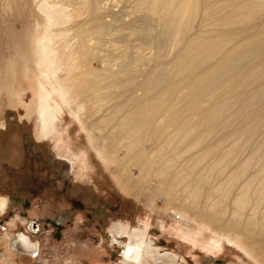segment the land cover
<instances>
[{"label": "bare ground", "instance_id": "bare-ground-1", "mask_svg": "<svg viewBox=\"0 0 264 264\" xmlns=\"http://www.w3.org/2000/svg\"><path fill=\"white\" fill-rule=\"evenodd\" d=\"M58 1L53 2L58 3ZM61 1L59 4L62 3ZM71 1L72 3L78 1L81 6L91 4L88 10L90 17L80 21L81 14L74 12L75 7H72ZM150 1L148 14L152 13L162 21L163 31L160 35L164 33L173 46L181 45L184 39L187 41V48L185 45L176 51V46L174 47L176 53L174 52V57L172 56L171 60H168L169 63H166L167 67L159 62L160 65H155L153 61L155 66L149 64L153 68L143 71L141 75L143 77L139 79L135 77L139 70H143L139 66L146 68L145 63L148 64L153 55L151 58L144 56V49L142 50L141 46H137V50L132 51L135 49L129 45L124 55L114 58L115 54L110 53L112 50L107 45L109 42L112 44V41L107 39L115 34L110 23L104 22V18L108 16L106 13H113L106 7L110 0H68L66 3L71 5L67 6L64 2L66 7L61 5L58 9L49 8L48 0H43L41 9L47 13L49 26L53 29L36 38L35 47H38V54H33L38 55L35 62L37 78L32 81L29 78L27 84L34 98L27 102L24 99L28 94L26 90L7 87L6 89L4 86L6 91L2 90L0 94L12 96L16 103L26 109L25 114L18 113L17 116L19 133L23 132L22 129L29 128L38 144L48 142V147L54 154L66 156L71 161L74 174L82 179H89L82 171L83 168L93 174L99 170L98 165H101L105 172V180L110 181L114 189L117 188L120 193L128 197L129 185L123 181L120 174L110 169L109 164L112 165L120 160L118 151H111L112 143L106 141L112 147L110 151L106 146H102L104 147L102 150L95 151L98 165L96 163L90 165L89 149L92 147L90 141L93 138H87L88 142L84 143L82 139L77 138L79 132L76 134L77 137L70 134V128L73 129L74 124L81 131V127L90 125L97 127L98 132L102 129L105 132L113 127L114 131H120H118L119 135L124 133L125 139L121 136V141L130 143L124 145L126 149L124 156L134 154L141 162L135 166L138 167L139 176L129 174L128 182H131L132 178L142 181L143 185L140 187L144 191L143 195L147 197V203L143 202L145 206L158 208L157 200L162 198L164 207L172 214L174 220L195 224L196 227L210 231L219 240L226 242L229 248H238L248 257L256 260L260 257L264 260V159L259 158L264 156V21L253 27L254 29L245 25L249 18L257 14V9L264 6V2H260L261 0L234 2L231 9L226 11L228 3L233 0H220L219 5L213 4L212 0ZM77 3L73 5L77 6ZM78 8L76 7L75 10L78 11ZM217 12L224 14L217 25L219 23L227 27L236 23L243 25L238 30L234 27L217 33L207 30L201 35L194 32L204 20L215 17ZM147 16L144 18L147 19ZM137 18L136 21H139ZM152 18L140 20H145L146 26L143 30H146L145 35L153 43V48L158 53L155 56L159 58L163 54L164 43L158 39L156 33L154 34L157 29H153ZM100 19L102 22H99ZM52 34L57 36L58 41L53 39ZM243 34L246 36L240 37ZM233 39L234 43H232ZM157 57L156 60H159ZM254 58H258L256 63L253 62ZM98 59L102 64L100 69L95 66V61ZM214 59L217 61L214 62ZM141 62H144V65ZM96 79L99 83L106 80L129 91L127 94L129 109L125 112L120 111L121 113L117 111L119 115L122 114L120 118L116 111L108 112L113 115L107 113L109 117L100 118L94 125L85 117L88 114L91 122L93 121L88 102L98 97L103 89L101 86L98 87ZM163 81L169 82L173 88L184 85L187 88L185 100L189 99L186 104H177L172 100L168 102L166 91L162 90ZM227 83L231 85L226 89ZM129 84H132V87L127 89L126 86ZM3 100L0 98L3 105V108H0V133H2L0 160H19L21 157L17 146L20 147L18 143H22L21 133L16 135V128L9 124L8 119V122L6 121L7 110L4 109ZM206 103H209L208 106ZM66 109L70 113L66 112ZM228 109H234L230 116L226 114ZM196 114L199 117L195 120ZM233 117H236L238 125L229 134L223 133L219 138L216 136V140H209L210 142L206 140L211 134L213 138L212 128L221 131L233 127L236 123H232ZM114 121L115 123H112ZM92 130L94 129L91 128L90 131ZM107 131L106 137L109 138L110 134L114 135V132L110 133L109 130L108 134ZM196 131L199 132L195 134ZM118 133L116 131V135ZM126 137L130 140H126ZM202 140L208 143L201 142ZM144 143L145 145L150 143V148L146 149ZM198 143L203 144L198 151H193L194 153L189 157L184 155L186 157L180 158L183 153L191 150L193 144ZM250 145L252 149L245 158L231 166V163L236 161V155L245 152ZM173 148L175 151L178 149L180 153L174 152L165 159L160 158L164 150L173 152ZM176 157L184 160L179 161ZM132 160L134 161V158ZM153 178L158 181L156 187L152 186ZM100 180L105 181L103 177H100ZM95 188L98 192L104 191L110 195L109 191L103 189V184ZM140 231L123 223L117 226L115 231L121 239L123 234H128L130 242L125 255L133 264L143 261L144 252L157 248L156 242L149 236L150 233ZM13 237L14 235H8L9 240ZM133 243L136 246L132 245Z\"/></svg>", "mask_w": 264, "mask_h": 264}, {"label": "rangeland", "instance_id": "rangeland-1", "mask_svg": "<svg viewBox=\"0 0 264 264\" xmlns=\"http://www.w3.org/2000/svg\"><path fill=\"white\" fill-rule=\"evenodd\" d=\"M53 1L57 2L58 0ZM53 1L48 0L49 8L58 9L59 6L65 5L63 4L64 2H68V0H59L62 2L59 4V1L58 3ZM149 1L150 0H110L106 7L107 10L110 8L113 13L107 12L106 14H108V16L104 18V22L107 24L110 23L113 28V34L117 35L107 39V41H112V44L107 42V45L110 46V50H112L110 53L115 54L114 58L124 55L128 50L127 47L130 46L131 48L133 47L132 49H135H131L132 51H136V47L141 46L142 50L144 49V56H150L151 58V55H153L152 57L155 60L152 58L151 60L149 59L150 62L148 60V64L145 63L147 69L144 66H142L144 68H142L141 65L139 66L143 69L139 70L135 75V77H138L139 79L143 77H141L143 71L145 72L146 70L153 68L155 65H160L159 63H162L161 65L167 67V64L171 60L170 58H172L173 54L175 55L178 48L181 49L185 47V45L187 48L188 46L185 39L181 41L183 42L181 43L183 46L180 44L173 46L170 39L164 35V33L160 35L162 33L161 31H163V26L161 25L162 21L161 18L158 20L156 15H153L152 13L148 14V11L150 10L149 8L151 7V1ZM241 1L243 0H233V2H229L226 11L231 9L232 5L235 3ZM77 2L72 3L71 1L70 3L75 9L76 7H79L78 11L74 9V12H77L79 15L81 14L79 18L80 21H83L90 15L88 10L91 7V4L87 3L86 5L88 6L84 4L81 6L80 2ZM260 2H264V0H261ZM41 3H43V0H0V93L6 91L7 88H17V90H19V88L21 90L24 89V91L26 90V92H28V94L24 96V99L27 100V102H30L34 98L33 94L28 90V79L30 78L32 81L37 78L35 75V73H37L35 62L38 59V55H34L33 53L38 54V47H35V43H37L39 37L53 29L49 26L50 20L47 13L41 9ZM74 3H77L78 5H73ZM212 3L216 5L221 4L220 0H212ZM68 4L66 3L67 6H69ZM202 7H204V5ZM86 15L87 17H84ZM147 15H150L149 17L151 18L155 16L151 20V24L154 26L153 29H157L154 34L156 33L158 39L160 41L162 40L161 42L164 43V49H162L163 54H161L159 58L155 56L156 54L158 55V53L156 52L157 50L153 48V43L145 35L146 30H143L144 26H146L144 21L149 18ZM138 16L143 19L147 16V19H142V21L140 20L141 18H137ZM223 16V13L217 12L215 17H209L208 20H204L201 26L194 29V32L199 35L204 34L207 30H211L212 33H217L220 30H228L233 27L238 30V28L240 29V26L243 25L242 23L232 24V26L228 25L230 27L221 26L220 23V25H217L218 21L221 20ZM159 17L160 16H158V18ZM132 18H135V21H133ZM136 18L139 21H136ZM155 18L158 21H156ZM248 20L245 25L252 27L251 29H254L255 26L263 22L264 6L258 8L257 14ZM99 22H102V20L100 19ZM112 28L110 31H112ZM35 32L38 33L36 34ZM51 36L54 40L58 41L57 36H54L53 34ZM242 36L245 37L246 35L244 36L243 34L240 37ZM46 37L48 38V35H46ZM234 39L232 43H234ZM49 43L50 41L48 39V44ZM148 44L151 45L149 46ZM118 46H120V48H118ZM174 47L176 48V51L174 50ZM155 57L159 60H156ZM258 58H254L253 62L256 63ZM213 61L216 62L217 60L214 59ZM26 62L28 65H26ZM141 63L144 65V62ZM149 64L154 66L151 67ZM8 65L9 67H7ZM95 66L98 69L102 67L99 59L98 61H95ZM12 71L13 73L11 74ZM60 76L63 77V75ZM98 79L100 80L101 78ZM98 79H96L98 87L101 86L105 90L102 89L100 91V97L98 96L93 101L88 102L90 104L89 113L92 116L93 121L91 122V117L88 114V117H85L86 120L90 121H88L89 123H93L94 125L97 124L96 121L100 118L111 114L108 112L116 111L115 113L118 114L117 111L125 112L129 109L127 97L129 91L124 90V88L117 84L114 85L108 83L106 80H102L103 82L100 81L99 83L97 82ZM167 81H163V88H161L166 91L168 102L172 100L177 104H186L189 100H185L187 88L184 85L173 88V86L169 85V82ZM227 85L228 86L225 87L226 89L231 84L227 83ZM3 86L7 88L5 89ZM126 87L129 89L132 87V84H129ZM5 95L0 94V98L1 100L2 98L4 99V109L7 110L5 111L6 121L8 119L10 121L9 124H12L14 129L16 128L15 134L17 135L20 130L17 122L18 113L23 115L25 114L26 109L21 104L19 105L16 103L12 96L7 95V97ZM6 98H8V100H6ZM92 102L94 104H91ZM1 104L2 102L0 103V108H3V105ZM16 104H18V106ZM208 104L209 103H206V106H208ZM233 111L234 109H228L226 113L227 116H230ZM66 112L70 113L68 109H66ZM119 114L118 117L122 115ZM69 116L70 115L67 113V117ZM197 117H199L198 114H196L194 119L196 120ZM116 118L115 120H117ZM231 121L234 124L236 122V117H233ZM112 123H115V121ZM237 125L236 122L233 127L221 129V131L212 128L213 138L211 134V137L206 140L210 142L211 140H216L222 136L223 133L229 134ZM73 126L74 130L70 128V134L74 137L78 134L77 132H79V136L76 137L82 139L84 143L88 142L89 139L87 138H93V142L90 141L92 147L89 149L91 153L90 165H95V163L98 165L95 151L99 149L102 150L105 146L108 147L109 151L112 147V152L113 150L116 152L118 151L117 155L120 160H117L118 162H115L112 165L109 164L111 166L109 167L113 172L120 174L123 181L129 185L130 195L126 197L122 192L120 193L117 188L114 189V186L110 181L108 182L105 180V172H103V168L100 167L101 165H98L99 170L93 174L83 168L82 171L89 179H82V177L80 178V176H76L71 161L66 156L54 154L48 147V142L38 144L33 139L29 128L22 129L21 131L23 132H20L22 143H18L21 148L17 146L21 158L19 160H0V195L3 197L12 196L17 199L15 202L9 204L3 211L0 210V264H133L127 260L125 255V250H127L130 242L128 234H123L121 239L118 238L119 236L115 232L116 227L122 223L129 227L133 226L134 230H141V233H150L149 236L157 244L156 250L152 249L151 251L150 249L148 252H144L143 261L135 264H264V260L260 257H257L256 260V258L244 255L238 250V248H229L226 242L224 243L223 240H219V238L210 231L198 228L195 224H185L184 222H179V220H174L172 214H170L164 207V200L162 198L157 200L159 209L147 205L145 206L143 202L147 203V197H145V194L143 195L144 191L141 190L140 187L143 185L142 181L138 180V178H132L133 180L128 182L130 175L139 176V170H137L138 167L135 168V166L137 163L141 162L137 160L138 157L136 158L134 154L131 155L130 153L128 156H124L126 154L124 145L128 143L127 141H125L126 143L121 141V136L123 137L124 133L119 135V130H116L118 133V135H116V131H114L112 127L111 129H107L108 131L106 130L108 134L109 130L110 133L114 132V135L110 134L108 138L105 136V134H107L105 133L106 131H102L103 129L98 132L97 127L95 128L90 125H85V127H81L82 130L79 131L77 125L73 124ZM108 126L110 127V124ZM91 128L94 130L90 131ZM197 132L199 131H196L195 134H197ZM0 136L2 137V133H0ZM216 136L217 138H215ZM123 139L125 138L123 137ZM126 140L130 139L126 137ZM206 140H202L201 142L204 141L205 143H208ZM106 141L110 144L112 143V147L110 144L106 143ZM129 144L130 143L126 144V146ZM146 144L147 145L144 143V147L146 146V149H149L150 143ZM198 144H193L191 150L183 153L180 158L186 157L184 155L189 157L194 153L193 151H198V148L200 149V146L203 145ZM102 146L104 147L102 148ZM183 146L184 145H182V148ZM194 147L195 149H193ZM251 149L252 145L248 146L245 152L243 151L237 154L235 158L236 161L231 163V166H234L236 162L242 158L244 159ZM176 151H178V149ZM176 151L174 148L173 152L164 150L163 155H161L160 158L165 159L169 154H174V152L175 154L180 153V151ZM133 158L134 161L132 160ZM176 158H178L179 161L181 160L179 157ZM259 158L260 160L264 159V156H259ZM182 160L184 159L182 158ZM100 177H103V180L105 181L100 180ZM155 178H153L154 180L152 181L153 187H156L158 182ZM102 184L103 189L109 191L110 195L104 191L102 193L97 191L95 187L101 186ZM171 217L173 219H171ZM28 220L36 221L38 229L29 231V224H27L29 222ZM23 229L30 233L35 242L39 243L36 255L20 254L11 250L8 235H17V233ZM115 236L118 239H116ZM214 242L216 243L214 244ZM132 245L136 246L135 243Z\"/></svg>", "mask_w": 264, "mask_h": 264}, {"label": "flooded vegetation", "instance_id": "flooded-vegetation-1", "mask_svg": "<svg viewBox=\"0 0 264 264\" xmlns=\"http://www.w3.org/2000/svg\"><path fill=\"white\" fill-rule=\"evenodd\" d=\"M17 199H15L12 196L3 197L0 195V210H4L9 204L15 202ZM29 221V220H28ZM27 224L29 231L37 230L38 224L36 221L32 220L29 221ZM26 230H21L16 234H14V237L10 239V248L13 251H16L20 254H29L36 255V252L38 251L39 243L35 242V240L31 237L30 233ZM34 251V252H33Z\"/></svg>", "mask_w": 264, "mask_h": 264}]
</instances>
